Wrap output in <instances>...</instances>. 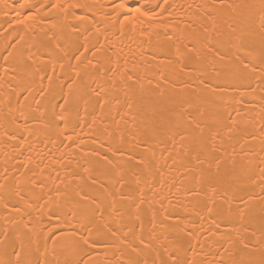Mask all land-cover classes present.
I'll use <instances>...</instances> for the list:
<instances>
[{
    "label": "snow or ice",
    "instance_id": "1",
    "mask_svg": "<svg viewBox=\"0 0 264 264\" xmlns=\"http://www.w3.org/2000/svg\"><path fill=\"white\" fill-rule=\"evenodd\" d=\"M134 2L136 6L132 7L126 0H112L107 5L111 10L102 13L107 22L104 28L96 27L95 10L105 5L88 3L86 0L85 2L56 0V3L50 5L61 11L64 23L59 31L49 29L44 36L59 55L53 54L47 48L44 49V52H48V64L38 66L34 75L39 77L41 83L47 79L49 87L41 88V101L36 102L35 109L27 105L29 112H25L26 105L20 103V97L23 92L31 94L32 89L30 86L21 87V80L18 76L22 71H26L29 65L36 64V59L44 52H41L36 44L31 47L24 45L17 47L16 43H9L0 49V59L4 61L2 72H0V105H2L0 107V121H2L0 122V128H2L0 146L5 149L12 148V159L24 156L25 152L29 153L23 161L19 162L18 167L14 166L18 175L9 174L7 162L3 174L0 175V207L3 209L4 219V226L0 231V237H2L0 238V264H196V261L188 256L190 251L195 254L190 242L187 246L171 247V242L164 243L156 235L157 215L156 210L151 207L148 209L151 213L148 217L151 230L145 235L143 213L148 204L147 197L149 193L155 197L158 191L155 186L156 174L152 171L156 152L150 144L144 148V153L148 154L147 157L144 154L132 153L127 160H124V164L131 165L128 169V174L133 177L131 183L126 179L123 165H115L107 154L102 156L98 152L93 154L105 167L99 169L103 179L88 176L89 186L95 188L97 183L100 184L103 193L108 197L106 207L101 199L90 196L82 189L75 190L74 197L62 191L61 185L65 188L67 185L61 180L58 171H56L55 179H52L51 175H44L48 165H44L43 162L53 157L48 144L55 147V142L48 135V130L59 129L57 132V139H59L64 137L65 132L71 127L73 134L66 137L69 145L65 147L76 144L80 139L75 134V128L80 122L78 110L75 122L70 123L66 114L75 108L70 97L80 91L74 86L82 78V73L87 75L89 70L102 75L110 73L113 79V89L117 88L115 81L118 78L119 88L123 92L122 101L119 96H110L108 89L102 85L90 90L91 96L96 99L93 108L98 107L101 115L105 108L114 109L119 115L122 104L129 112L134 106L142 107L145 96L150 94L149 89L163 97L165 92L161 84H169L170 76L178 78V73L187 74L186 70L199 73L197 79L206 89L208 83L205 77L209 73L217 78L221 76V70L216 67V61L223 60V49L226 45L234 48L233 62L227 65L226 85L237 90L240 87H246L253 93L257 88L264 92V15L260 17L258 65L256 52L252 47L246 46L243 37L235 36V28L225 34L216 27L218 14L226 7L233 10L236 7L251 9L253 5L225 4L224 0H220L219 4L213 0L210 4L197 5L198 9L204 10L203 16L211 22L213 35L210 34L208 24H198L199 12L194 13L188 20L181 21L174 16L176 5L170 0H157L154 4L142 3L141 0H134ZM188 7L191 8L192 5ZM259 7L264 13V0H261ZM28 18L33 19L34 17L29 16ZM57 19L59 20L60 17ZM73 20L76 22L73 23ZM16 22L27 28L25 20L20 19L19 12L16 13ZM181 23L184 25L183 29L180 28ZM65 29L68 33L67 41L65 40ZM247 31L249 35H252L250 28ZM136 33L140 37H147L141 40L142 45L148 44L151 47L152 41L155 40L159 51L163 53L162 60L157 65L158 79L154 87L152 79L147 75L141 76L136 65L132 69L124 67L121 71L119 58L110 57L107 66L102 60L96 59L97 56L107 52L106 45L112 47L110 35L123 38ZM81 36H83L82 43L79 42ZM101 36H103V42H101ZM72 37H75V40ZM90 37H95V41L90 43ZM19 39L23 41L24 37L20 36ZM234 39L238 43L234 44ZM92 49L94 51L89 57L86 53ZM113 53L118 56L115 48H113ZM155 53L156 49H153V60H155ZM63 60L69 61V66L75 70L74 78H71V82L66 85L67 94L64 92L65 85L63 84L59 85V93L52 89L53 76L48 75L49 65L53 73L57 65L63 70L65 67ZM72 60L76 61L75 65L71 64ZM146 63L151 62L146 61ZM124 64H127L126 60ZM145 80H147L149 89L145 88ZM13 81L16 83L14 84ZM212 91L215 92L217 89ZM57 95L59 96L58 101ZM46 96L48 103L41 110L40 106ZM13 97L16 99L15 112L12 106ZM260 99L264 101V96ZM24 100L27 102L28 96H24ZM236 103L239 104L240 100H236ZM84 104L87 112L88 100H85ZM5 108L7 111L4 110ZM160 111L163 113L164 110L160 109ZM234 111L239 117V110L234 109ZM169 117H174L175 127L183 126V131L171 132L166 140L160 141L161 144L172 145L171 149L166 146L162 148L161 158L164 160V166L169 170L179 165L183 168L182 176L194 181V186L186 191L199 196L200 189L207 184L209 191L216 196L222 177V166L225 165L228 167H224L223 175L232 178L234 183H241L243 179L252 178V161L247 159V153H244L245 165H242L237 172L235 149L232 157L226 160L222 145L225 136L232 139L233 132L239 130L243 132L245 138V143L240 144V149L244 152L245 145L248 144L247 137H251L253 141L256 140V131H258L260 150L264 153V103L261 104L259 113L260 127L256 131L237 129L238 121L231 114L227 116L228 123H224L219 117L215 118L213 124L217 127L209 128L207 135H205L207 125H202L195 117L188 114L186 108H182L180 112H169ZM96 119L97 117L93 116V124L96 123ZM30 120L34 122L32 126H29ZM61 124L63 128L60 127ZM252 127L254 129L255 125L253 124ZM105 131L109 136L112 135L107 129ZM41 132L45 133L43 140L38 135ZM45 140L47 151L37 147V141L44 143ZM119 140L120 143L124 142L122 133ZM217 143L221 147H217ZM108 151L112 156H117L118 153L120 157L124 155L123 150L119 148L109 147ZM164 152H167V156L163 155ZM32 153H36L39 157L35 165L32 163ZM168 160L172 161L171 164H168ZM259 164L264 165V155H261ZM85 171L89 172L90 169L86 168ZM156 172L163 175L159 168ZM37 173L41 177L39 180L36 178ZM259 176L261 181L259 196L248 194L246 197L234 196L233 199H238L240 202L235 208V218L244 220L247 217L250 221L258 218L264 229V167H259ZM22 177L24 179H21ZM57 180H60V184L56 183ZM45 181H50L52 187L48 188ZM183 184L184 180H181L180 187ZM172 186L177 187L175 181L172 182ZM163 187L164 183L161 181L160 188ZM125 188L128 189L127 193L124 191ZM37 192L40 194L37 195ZM53 193H55V198ZM164 199L166 197H161L156 201L161 204L162 208ZM222 199L228 204V218L233 219L232 202L228 199L227 190L223 191ZM256 201H259L258 207ZM208 203L214 205L216 201L210 199ZM208 203L205 204V212L211 216L213 208L209 207ZM37 209L40 210V214L34 217L33 213ZM105 212L109 214L113 223L104 221ZM168 219V215H163L160 224L163 226V221ZM201 219H203L202 216ZM98 222H103L101 227L104 232L97 230ZM220 222L218 217H213L212 228L219 229ZM9 224L11 228L8 227ZM105 234L108 238L118 241V244L109 245L104 238ZM191 235L192 233H189V236ZM164 241H168L167 236L164 237ZM98 246L105 248L103 258L93 255ZM110 247L116 249L111 256L107 251ZM247 248L248 245H244V250ZM224 252H230V249L226 248ZM209 255H212L213 259L210 261L206 259L205 264H237L236 261L225 260L224 253L218 249ZM239 264H264V242H261L258 254L252 251L247 256H241Z\"/></svg>",
    "mask_w": 264,
    "mask_h": 264
},
{
    "label": "bare ground",
    "instance_id": "2",
    "mask_svg": "<svg viewBox=\"0 0 264 264\" xmlns=\"http://www.w3.org/2000/svg\"><path fill=\"white\" fill-rule=\"evenodd\" d=\"M80 2H85V0H80ZM88 3H95L97 5H105L103 8H98L95 10V19L97 21L96 27L104 28L106 25V20L104 19L102 13L108 12L111 9L107 7L112 0H86ZM126 2L135 7L134 0H126ZM142 3H156L157 0H141ZM170 2L176 5L174 16L181 21H186L193 16L194 13L199 12L200 17L198 19L199 23H206L209 26L210 34L212 24L211 22L203 16V9H198L197 5L210 4L213 0H170ZM219 4L220 0H216ZM225 4L233 5H253L251 9L236 7L233 9H228L227 7L218 14L216 19V27L222 33H229L232 28L236 29L235 36L243 37L246 46L252 47L257 54V65L259 64L258 54H259V33H260V17L264 15L260 11L261 0H224ZM56 3V0H0V49L3 48L5 44L16 43L17 47L24 45L26 47H31L36 44L40 47V51L44 52L47 48L50 52L55 55H59L55 52L54 47L50 45L44 33L51 29L52 31H59L63 21V15L60 10L50 7V5ZM192 5L191 8L188 6ZM20 13V19L25 20L27 28L16 22V13ZM34 17L29 19L28 17ZM57 17H60L58 20ZM69 19H72L69 17ZM11 22V23H9ZM76 21L73 20V23ZM91 24V20L89 21ZM56 25V27H53ZM147 27V25H145ZM184 25L181 23L180 28L183 29ZM252 30V35L248 34V29ZM23 29V30H22ZM65 32V40L67 41L68 33L67 29ZM23 36V41H20L19 37ZM75 40V37H72ZM101 42H103V36L100 37ZM142 39H147V37H140L138 33L132 34L130 36H125L123 38H117L110 35V43L112 47L108 48L107 52L97 56L96 59L102 60V62L107 66L108 59H120L121 71L124 67L132 69L134 65L137 66V71L141 76L147 75L153 81V87L158 79L156 73L158 71L157 65L160 63L163 57V53L159 51L157 43L155 40L152 41L151 47L148 44H141ZM95 41V37H90V43ZM79 42H83V36L79 38ZM252 42V43H249ZM233 43H238L235 39ZM67 46V45H66ZM113 48L118 54L114 55ZM153 49H156L155 60H153ZM35 50V49H34ZM92 49L86 55L92 56ZM165 52L167 49L165 48ZM224 58L222 61H216V67L221 70V76L219 78L215 77L212 73H209L205 77L208 87L205 89L200 85L197 76L199 73L191 72L186 70L187 74L178 73L177 77L170 76V83L165 85L161 84V88L164 89V96L161 97L155 92H151L147 80L144 81L145 88L149 89L150 94L146 95L143 100V106H134L129 112L123 104L120 106V114L118 115L114 109L109 110L104 109L103 114H100V109L93 108L96 104V99L91 96L90 90L97 88L98 86H103L108 89L109 95L119 96L123 101V92L119 88V79L116 78L117 88L113 89V79L111 74H101L89 72L87 75L82 73V78L77 81L74 86L80 91L75 93L71 100L75 104V108L70 110L68 115L70 123L76 121L77 110L80 117L79 126L75 128V134L79 136V140L76 144H71L69 147V140L66 138L72 135L71 127L65 132L64 137L57 139V132L59 129L48 130V135L55 142V147L52 144H48V149H51L53 157H49L43 163L48 165L47 170L44 175H51L52 179H55L56 171L59 172L61 180L65 181L67 188L61 185L62 191H66L69 195L74 197L75 190L82 189L84 192L88 193L90 196L97 197L101 199L104 206H107L108 197L103 193L100 184L97 183L96 187H90V181L88 179L89 175L93 177H100L99 169L105 166L98 162L97 158L93 155L98 152L102 155H109L115 165H123L126 171V179L131 183L133 177L128 174V169L131 167L129 164H124V160H127L128 156L132 153L144 154L146 157L147 153H144V148L146 145H151L153 150L156 152L155 163L153 164L152 171L156 174L155 186L158 189L157 195L153 197L149 193L147 200L148 204L145 206V211L143 213L145 219V235L151 230V225L148 223V217L150 212L149 207L156 210L157 215V227L156 235L160 237V240L164 243H170L171 247L177 245H184L190 242L194 248V253L189 252L188 256L196 261V264H205L206 259L212 260L213 256L209 253L215 252L217 249L224 253L225 260L236 261L239 264L241 256H247L249 252L256 251L261 247V242H264V229L261 227L260 220L257 218L255 221H250L247 217L244 220H240L236 217L235 208L240 203L238 199H233L234 196H247L252 194L255 196L260 195V176L259 167H264V165L259 164L261 155L264 153L260 150V140L259 132L256 131L260 127L259 113L261 104L260 97L264 96V92L260 89H256L253 93L246 87H240L238 90L233 87H229L225 83V76L227 73V65L233 62V52L234 48L230 46H225L223 49ZM48 52H44L43 55H39L36 59V64L29 65L26 71H22L18 79L21 80V87H31L32 92H23L20 97V103L25 104V112H29L27 105H31L32 109L37 107L36 102L41 101L40 90L41 88L47 89L49 87L48 80L44 79L43 83L40 82L39 77L35 76V70L41 64H48ZM127 64H124V61ZM150 61L151 63H146ZM95 63V60L93 61ZM65 65L64 69L61 70L59 65L56 66L55 73L52 72L51 66L48 67V75L53 76L52 89L59 93V85L63 84L64 92L67 94L68 88L67 84L71 82V78H74L75 70L73 67L69 66V61L63 60ZM4 61L0 59V72H2ZM72 65L76 64L75 60L71 61ZM169 71V70H166ZM31 73V75H29ZM43 75V73H41ZM59 78V79H57ZM15 84L16 82L13 81ZM174 85V86H173ZM187 85V86H185ZM255 87V85H253ZM217 89V91H212ZM225 89L224 91H220ZM24 96H28L27 102L24 100ZM242 97V99H241ZM254 97V98H253ZM59 96L57 95V101ZM88 100L87 112L85 111L84 101ZM236 100H240L237 104ZM48 103V97L44 98L41 104V110L45 104ZM55 103V102H54ZM190 105V107H189ZM13 110L15 112L16 99L13 97L12 101ZM2 107V105H0ZM182 108H186L188 114L195 117L202 125H207L205 128V135L208 134L209 128H215L217 125L213 124V120L217 117L220 118L224 123H228L227 116L232 115L234 119L238 121L237 129H247L248 131H256V140H252L251 137H247L248 144L245 145L244 152L240 149V144L245 143V138L243 132L234 131L232 134V139H228L226 136L223 140L222 148L225 150L224 155L226 160L231 158L233 155V150L235 149V159L237 161V172L242 165H245L246 160L244 158V153H247V159L251 160V167L253 169L252 178L243 179L241 183H234L232 178L223 175L224 167L222 166V177L220 184L218 185V192L216 196H213L209 191L207 184H205L200 189V195L195 196L191 191H186L194 186V181L185 179L182 176L183 168L179 165L176 168L169 170L164 166V160L161 158L162 148L165 146L169 149L172 148L171 144H161L160 141L166 140V137L171 132L183 131V126L180 128L175 127L174 117H169V112H180ZM163 109V113L160 111ZM234 109H238L240 116H236ZM7 111V109H4ZM59 111V109H57ZM127 113V114H125ZM202 113V115H201ZM17 115L19 113H16ZM93 116H96V123L93 124ZM123 117V119H121ZM171 121V123H170ZM2 122V121H0ZM22 122V121H21ZM33 121H29V126L33 125ZM255 125L253 129L252 125ZM118 125V130H117ZM39 126V125H37ZM63 128V125L60 126ZM107 129L112 133L111 136L105 131ZM2 131V128H0ZM124 136V142L120 143V134ZM40 139H44V132L38 134ZM224 134L222 133V136ZM75 138V137H74ZM63 141V143H61ZM44 143H39L37 141V147L39 149H45ZM251 145V147H249ZM109 147L113 149H121L124 152L123 157L112 156L111 152L108 151ZM217 147H221L217 143ZM13 150L11 147L5 149L0 146V175L3 174L4 168L6 166L9 168L10 175H18L16 167L19 165L20 161H23L29 153L25 152L24 156L18 157V159H12ZM33 157V165L37 163L39 157L36 153L31 154ZM167 156V152L163 153ZM171 160H168V164H171ZM43 166V165H42ZM90 169L86 172L85 169ZM159 168L160 173L156 172ZM178 169V170H177ZM138 171V169H137ZM36 178L39 180L41 177L37 173ZM21 179H24L23 177ZM181 180H184V184L180 187ZM163 181L164 187L160 188V183ZM175 181L177 187L172 186V182ZM254 181V182H253ZM11 182V181H10ZM48 188L52 187L50 181H45ZM60 184V180L56 181ZM27 188V185H25ZM227 190L228 199L232 202V217L228 218V204L222 199L223 191ZM125 193L128 189L125 188ZM47 192V188H45ZM37 195L40 193L37 192ZM55 198V193H53ZM161 197H166L163 200V208L160 203L156 201L161 199ZM210 199L216 201V203H208ZM169 201L171 203H169ZM208 203L209 207L213 208L211 216L205 212V204ZM257 207L259 201L255 202ZM118 206H120L118 204ZM168 215L169 219L163 221V226L160 221L163 220V215ZM200 213V215H197ZM40 214V210L37 209L33 216ZM201 216L203 219H201ZM218 217L220 219L219 229L212 228V218ZM27 219V217H25ZM104 221L113 223L111 217L107 212H105ZM103 222L97 223V230L104 232L101 227ZM4 226L3 219V209L0 207V231H2ZM8 227H12L10 224ZM126 230V229H125ZM189 233H192L189 236ZM227 235H221V234ZM95 236L96 233L94 232ZM168 237V241H164V237ZM2 238V237H0ZM109 245L118 244V241H114L108 238L105 234L104 237ZM230 241V243H229ZM244 245H248L247 250H244ZM230 249V252H224L225 249ZM108 255L116 251L114 247H110L108 250ZM105 248L98 246L93 253V255H99L103 258Z\"/></svg>",
    "mask_w": 264,
    "mask_h": 264
}]
</instances>
